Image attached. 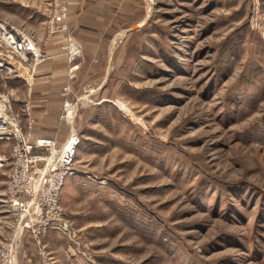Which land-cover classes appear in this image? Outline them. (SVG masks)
I'll return each instance as SVG.
<instances>
[{
    "label": "rangeland",
    "instance_id": "rangeland-1",
    "mask_svg": "<svg viewBox=\"0 0 264 264\" xmlns=\"http://www.w3.org/2000/svg\"><path fill=\"white\" fill-rule=\"evenodd\" d=\"M144 5L124 54H112L103 91L72 90L70 121L62 95L60 119L81 138L60 196L76 238L51 230L40 245L53 264H264V0ZM37 8L49 1L0 0V24L43 53L22 59L0 34V103L19 115L24 134L44 137L32 114L38 68L53 56L69 62L65 42L55 54L44 45L73 34L70 12L69 31L53 34ZM13 146L0 140V264L12 243L20 244L14 264H43L8 203ZM30 249L37 257L27 260Z\"/></svg>",
    "mask_w": 264,
    "mask_h": 264
},
{
    "label": "built area",
    "instance_id": "built-area-1",
    "mask_svg": "<svg viewBox=\"0 0 264 264\" xmlns=\"http://www.w3.org/2000/svg\"><path fill=\"white\" fill-rule=\"evenodd\" d=\"M48 1L49 9L37 8V13L44 18L50 33L68 32L70 7L75 0ZM13 30L9 32L15 36L17 42L14 43L19 44L20 41L25 44V33L17 28ZM68 36L63 47L69 62L72 63L81 55L82 46L73 35ZM26 42L27 46L24 49L28 51L27 59L29 54L35 58L43 57L34 41ZM12 49L24 59L16 49ZM37 49L40 51L39 54ZM73 68H77V65ZM71 93V85H65L62 95L65 97V117L69 121L74 117L76 108L69 99ZM2 105L5 108L0 110V140L14 143L12 169L8 181V203L11 210L20 216V225L30 229L37 240L43 264H53L51 252L40 245V242L51 230L76 238L74 228L60 203V196L67 178L74 172L81 138L75 128L70 129L71 134L63 144L50 137H34L31 132L24 134L19 115L12 111L11 106L0 103V107ZM19 245L11 244L4 257L6 264L15 263L11 254L16 252Z\"/></svg>",
    "mask_w": 264,
    "mask_h": 264
},
{
    "label": "crops",
    "instance_id": "crops-1",
    "mask_svg": "<svg viewBox=\"0 0 264 264\" xmlns=\"http://www.w3.org/2000/svg\"><path fill=\"white\" fill-rule=\"evenodd\" d=\"M144 16V0H75L72 3L71 31L82 44L83 54L74 63L61 56H53L39 66L37 87L32 99L36 136L57 137L60 142L68 138L70 126L60 119L63 86L72 84L75 96L89 85L98 86V90L103 91L110 79L112 54L117 52L118 58L124 54L125 36L131 28L142 23ZM121 35L122 40H119ZM65 38L64 34L53 36L44 49L55 54ZM73 65H77L74 74L71 70ZM27 256V260L37 257L31 249Z\"/></svg>",
    "mask_w": 264,
    "mask_h": 264
},
{
    "label": "bare ground",
    "instance_id": "bare-ground-1",
    "mask_svg": "<svg viewBox=\"0 0 264 264\" xmlns=\"http://www.w3.org/2000/svg\"><path fill=\"white\" fill-rule=\"evenodd\" d=\"M150 11H151V10H150ZM0 34L2 35L3 39L5 40L4 43H5L6 45H8V46H10V47H12V48L18 50V51H16V52H19V54H20L21 56H23L24 59H27L28 51H27L26 49H24V48H26V46H27V44H26L27 42H26V41L28 40V41L33 42V40H32L29 36H27V35L25 34V36H24V38H26L25 44H22L20 41H19V44H16V43H14V42H17V41L15 40V36H14V34L10 33V32H9V29L6 28V27L4 26V24H0ZM33 43H34V42H33ZM39 52H40V51H39ZM37 53H38V50H37ZM38 54H39V53H38ZM0 55H1V54H0ZM0 66H2V63L0 64ZM3 66H4V65H3ZM11 69H12V68H10V70H11ZM21 70H23V69H21ZM22 77H23L25 80H27L28 83H29V80H30V75H29V74H27L26 72H24V74L22 75ZM86 100H87V98H86ZM3 103H4V102H3ZM117 104H118V106H120V108H121L124 112H126L127 115L130 116L134 121H136V122H138V123L144 125V120H143L142 118H139L138 116H136V115L134 114L133 110L129 107V105H128L125 101L119 99V100L117 101ZM0 108H1L0 110H4L5 106L2 105V107H0ZM0 160H2V158H0Z\"/></svg>",
    "mask_w": 264,
    "mask_h": 264
}]
</instances>
